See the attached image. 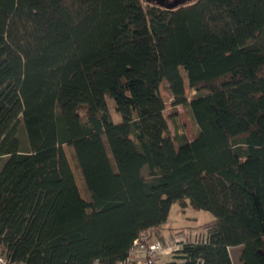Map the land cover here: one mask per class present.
<instances>
[{"label": "trees", "instance_id": "1", "mask_svg": "<svg viewBox=\"0 0 264 264\" xmlns=\"http://www.w3.org/2000/svg\"><path fill=\"white\" fill-rule=\"evenodd\" d=\"M174 204L214 219L161 264H264V0H0L2 250L24 264H121Z\"/></svg>", "mask_w": 264, "mask_h": 264}, {"label": "rangeland", "instance_id": "2", "mask_svg": "<svg viewBox=\"0 0 264 264\" xmlns=\"http://www.w3.org/2000/svg\"><path fill=\"white\" fill-rule=\"evenodd\" d=\"M183 78L186 83V92L189 100H192L199 93L192 90L188 85V77L185 70L181 69ZM161 93L166 102L167 110H171V94L168 88V83L165 81L161 85ZM100 113L105 118L109 125L118 124L122 121L121 115L117 112L114 102L111 99H105L103 97L98 98ZM85 107L81 108V113L83 114ZM178 111L183 123L186 126V132L188 137L192 140L198 133V126L194 120L191 109L189 105L179 106ZM66 152L69 156L71 166L73 168L77 184L81 190L82 196L88 200L89 196L85 188L84 180L82 177L81 170L77 164L75 156L70 147H65ZM214 219V216L206 211L196 210L193 208H187L183 210L179 204H174L168 222L166 224L165 235H162L161 231L154 233L153 238L155 240H163L165 242L171 243L174 241L175 236L181 234L192 238L193 236H201L203 232V225L209 223ZM164 234V233H163ZM166 236V238L162 237ZM242 247L235 248L231 250L232 258L235 263L238 262L240 251Z\"/></svg>", "mask_w": 264, "mask_h": 264}, {"label": "built area", "instance_id": "3", "mask_svg": "<svg viewBox=\"0 0 264 264\" xmlns=\"http://www.w3.org/2000/svg\"><path fill=\"white\" fill-rule=\"evenodd\" d=\"M154 233L143 231L139 238L135 240L128 258L121 264H161L176 260L178 252L183 245L191 242L198 243L200 236L189 238L181 234L175 236L171 243L155 240ZM0 264H24L13 261L9 255L0 247Z\"/></svg>", "mask_w": 264, "mask_h": 264}, {"label": "water", "instance_id": "4", "mask_svg": "<svg viewBox=\"0 0 264 264\" xmlns=\"http://www.w3.org/2000/svg\"><path fill=\"white\" fill-rule=\"evenodd\" d=\"M144 3L152 4V5H157L159 7L167 8V9H176L180 6H184L189 3H193L196 0H175L173 3L170 4H165L164 1L166 0H161L158 3H155L154 0H142Z\"/></svg>", "mask_w": 264, "mask_h": 264}, {"label": "flooded vegetation", "instance_id": "5", "mask_svg": "<svg viewBox=\"0 0 264 264\" xmlns=\"http://www.w3.org/2000/svg\"><path fill=\"white\" fill-rule=\"evenodd\" d=\"M155 1V3H158L159 1H161V0H154ZM175 0H166V1H164V3L165 4H170V3H173ZM157 6V5H156Z\"/></svg>", "mask_w": 264, "mask_h": 264}, {"label": "crops", "instance_id": "6", "mask_svg": "<svg viewBox=\"0 0 264 264\" xmlns=\"http://www.w3.org/2000/svg\"><path fill=\"white\" fill-rule=\"evenodd\" d=\"M166 229V225H165V227L161 230V233H162V235H165V230ZM164 233V234H163ZM162 237H164V238H166V236H162ZM95 264H98V263H95Z\"/></svg>", "mask_w": 264, "mask_h": 264}]
</instances>
